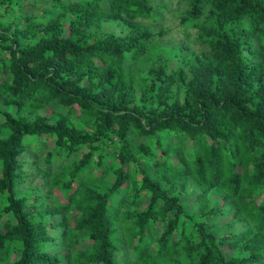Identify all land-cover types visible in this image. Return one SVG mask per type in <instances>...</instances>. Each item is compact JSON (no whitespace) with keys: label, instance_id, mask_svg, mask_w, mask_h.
I'll use <instances>...</instances> for the list:
<instances>
[{"label":"trees","instance_id":"trees-1","mask_svg":"<svg viewBox=\"0 0 264 264\" xmlns=\"http://www.w3.org/2000/svg\"><path fill=\"white\" fill-rule=\"evenodd\" d=\"M178 4L0 0V264H264V0Z\"/></svg>","mask_w":264,"mask_h":264},{"label":"rangeland","instance_id":"rangeland-1","mask_svg":"<svg viewBox=\"0 0 264 264\" xmlns=\"http://www.w3.org/2000/svg\"><path fill=\"white\" fill-rule=\"evenodd\" d=\"M157 1L159 2V0H157ZM179 2H180V0H171V7L173 9L183 7L184 5H179L178 4ZM178 23H179V20L177 18L173 17L172 14H166V19L162 22V24L166 30L169 29V32H167V34L164 36L163 40L173 41L176 43L180 42V41H185V43L188 44L187 46L191 45L190 47H192V46L194 48L196 47L199 51L201 49V46H199L200 45L199 43L194 41L195 35L187 37L186 34L182 33V31L180 30L181 28L178 27ZM157 40L159 42L162 41L161 38H157ZM36 181H37V184H40L43 182L41 179H36ZM179 189L183 193H185V191L187 190L184 180H179ZM54 193L56 194V190L54 191ZM213 220H217V219L213 218Z\"/></svg>","mask_w":264,"mask_h":264}]
</instances>
